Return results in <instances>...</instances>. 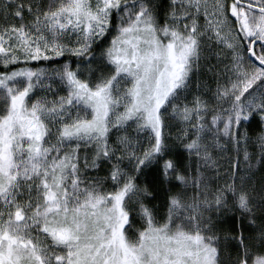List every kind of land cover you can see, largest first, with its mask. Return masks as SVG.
<instances>
[{
  "label": "snow or ice",
  "instance_id": "1",
  "mask_svg": "<svg viewBox=\"0 0 264 264\" xmlns=\"http://www.w3.org/2000/svg\"><path fill=\"white\" fill-rule=\"evenodd\" d=\"M0 264H264V0H0Z\"/></svg>",
  "mask_w": 264,
  "mask_h": 264
},
{
  "label": "trees",
  "instance_id": "2",
  "mask_svg": "<svg viewBox=\"0 0 264 264\" xmlns=\"http://www.w3.org/2000/svg\"><path fill=\"white\" fill-rule=\"evenodd\" d=\"M253 127H255V126H253Z\"/></svg>",
  "mask_w": 264,
  "mask_h": 264
},
{
  "label": "rangeland",
  "instance_id": "3",
  "mask_svg": "<svg viewBox=\"0 0 264 264\" xmlns=\"http://www.w3.org/2000/svg\"><path fill=\"white\" fill-rule=\"evenodd\" d=\"M214 86V85H213Z\"/></svg>",
  "mask_w": 264,
  "mask_h": 264
}]
</instances>
